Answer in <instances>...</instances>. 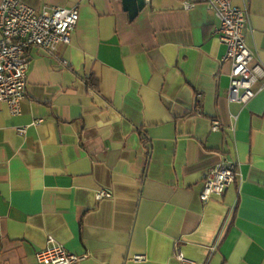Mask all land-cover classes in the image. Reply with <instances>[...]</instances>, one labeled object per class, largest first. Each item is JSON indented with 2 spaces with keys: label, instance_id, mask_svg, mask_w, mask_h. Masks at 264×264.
<instances>
[{
  "label": "crops",
  "instance_id": "1",
  "mask_svg": "<svg viewBox=\"0 0 264 264\" xmlns=\"http://www.w3.org/2000/svg\"><path fill=\"white\" fill-rule=\"evenodd\" d=\"M20 1L80 18L71 44L31 48L20 114L0 102V264H40L50 236L86 256L76 264H264V78L248 104L230 100L215 12ZM233 2L264 66V0ZM224 160L237 179L205 203L204 176Z\"/></svg>",
  "mask_w": 264,
  "mask_h": 264
},
{
  "label": "built area",
  "instance_id": "2",
  "mask_svg": "<svg viewBox=\"0 0 264 264\" xmlns=\"http://www.w3.org/2000/svg\"><path fill=\"white\" fill-rule=\"evenodd\" d=\"M209 10H213L219 20L215 35L226 45L223 58L231 65L230 100L242 105L248 104L258 94L256 83L264 78V66L255 62V54L247 44L246 32L250 28V14L247 6H238L233 0H202ZM150 2V0H146ZM186 8L196 6L193 1H185ZM80 12L77 7L67 8L46 5L37 10L20 0H2L0 3V102L7 103L11 112L20 114L26 97L32 47H39L49 53L58 51L62 44H71ZM213 131L222 129L219 119H213ZM21 131H23L21 129ZM238 165L224 160L210 169L204 176L201 194L207 203L212 196H223L236 181ZM97 199L112 198L113 192L101 189ZM69 251L52 236L45 248L36 253L40 264H76L85 259ZM178 258L186 261L182 252ZM136 256L135 260H144ZM195 264V262H188Z\"/></svg>",
  "mask_w": 264,
  "mask_h": 264
},
{
  "label": "water",
  "instance_id": "3",
  "mask_svg": "<svg viewBox=\"0 0 264 264\" xmlns=\"http://www.w3.org/2000/svg\"><path fill=\"white\" fill-rule=\"evenodd\" d=\"M124 4L128 5L130 2L131 3H136L137 7L134 9V13L137 14L140 11H142L145 8L146 5V0H123Z\"/></svg>",
  "mask_w": 264,
  "mask_h": 264
}]
</instances>
